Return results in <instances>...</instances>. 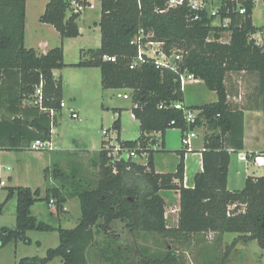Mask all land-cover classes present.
<instances>
[{"label":"trees","instance_id":"obj_1","mask_svg":"<svg viewBox=\"0 0 264 264\" xmlns=\"http://www.w3.org/2000/svg\"><path fill=\"white\" fill-rule=\"evenodd\" d=\"M100 1V47L82 50L84 59L66 64L62 45L47 53L25 46L27 0H0V150H32L33 142L51 140L52 123L57 120L51 110L56 114L61 111L64 89V80L54 75V69L99 67L104 89L131 91L132 114L139 121L140 136L122 140L120 117L112 128L123 145L147 153L142 157L146 163L123 161L114 172L107 164L103 140L97 152L99 161L94 160L100 169L97 182L86 180L75 169L68 173L54 164L52 175L61 186H47L45 196L41 197L40 188L10 187L6 201L0 202V215L16 194V227L1 229L0 247L12 240L30 243L29 230L57 231V247H50L45 256L21 257L16 264H49L56 257L62 264H187L179 249L150 254L141 245L121 246L112 228L113 222L120 220L133 233L202 239L213 232L215 245L224 234L236 233L218 264H229V250L239 243L257 240L264 249V176H248L243 189L227 188L231 150L244 149L245 111L261 109L264 104V26L253 23L257 0H220L216 14L209 10L207 0L206 7L197 10L191 8L190 0L176 6H170V0ZM70 8L71 0H50L40 21L52 24L62 38L77 37L81 12L68 15ZM217 16L218 25L214 24ZM141 30L148 35L144 42L162 43L163 51L172 58L171 66L146 57L131 67L138 55V44L132 41ZM224 32H229L228 41L223 40ZM257 32L262 37L259 44L254 36ZM105 55L116 59L107 60ZM178 55L180 59H176ZM183 73L203 80L218 96L216 101L188 106L198 110L197 122L190 127H205L203 171L195 175L191 187L184 184V149L176 151L180 160L174 171L158 172L155 166V153L161 150L156 147L161 146L166 130L178 127L183 133L189 129L182 110L160 108L161 104L184 102ZM41 81L43 103L37 105L34 94ZM242 88L246 93H241ZM240 95L241 100H234ZM49 172L46 168V177ZM162 190L180 194L175 226L167 225ZM52 198L58 212L64 210L67 199L79 200L81 216L75 227L50 225L33 215L31 208L38 200L50 202Z\"/></svg>","mask_w":264,"mask_h":264},{"label":"rangeland","instance_id":"obj_2","mask_svg":"<svg viewBox=\"0 0 264 264\" xmlns=\"http://www.w3.org/2000/svg\"><path fill=\"white\" fill-rule=\"evenodd\" d=\"M45 1L30 0L28 19L31 29L37 21L38 12L41 11ZM220 4V0H207L210 11H217ZM256 4L258 7L257 18L260 21L259 24L263 26L264 0H257ZM97 12H99L98 6L95 10L90 8L84 10L83 15H87L86 18L93 19ZM219 23L220 17L217 16L214 24L218 25ZM229 37V32L223 33V40L228 41ZM84 41L87 51L89 48H96L100 45V41L97 39L95 33L90 37H86ZM79 48H77L75 43H70L64 61L72 64L84 59L82 54H80L81 50ZM63 68L59 72V76L63 78L65 83L63 99L68 105L63 108L64 110L61 115L59 114L60 116L58 113L56 114L57 120L55 126L57 132L54 135V140L58 145H56L57 148L59 147L60 150L66 151H32L26 152L24 155L22 153L19 157L1 155L0 166L6 167L10 165L13 169L11 171L5 169L1 171V177L7 180L8 185H0V202L6 201L11 186H28L33 190L37 189L38 186H61V182L52 175L54 164H57L68 173L75 169L86 180L93 183L97 182L100 169L94 165V160L99 161L96 150L102 147V141L105 140L103 130L112 128L114 120L118 117L121 120L120 137L122 140H135L140 136L139 121L132 116L133 101L130 90L104 89L101 83L100 68L90 69L73 65H67ZM202 90L205 92L210 91L205 84H202ZM190 92L192 91L187 87L184 90V98L185 94ZM119 93H128L131 96L129 99H125L119 97ZM191 94L192 99L193 94L195 96V92L193 91ZM70 107L79 110V118L71 116ZM116 133L114 131V134ZM182 134V130L178 127L168 128L164 135V145L162 144L163 139H160L161 150L155 153V164L164 172L172 171L178 163L176 151L183 148L181 141ZM193 140L192 145L196 146L202 139L199 137L193 138ZM69 149L77 150L68 151ZM22 155L23 157H21ZM142 161L146 163V158L138 160V162ZM46 168L50 170L47 177L45 175ZM8 174H12L14 182L7 177ZM169 196H167L166 220L168 226H175L179 219L180 203L174 198L173 193L169 194ZM233 207L230 206L229 209ZM16 208L17 195L14 194L6 202L4 211L0 215V231L3 227L13 229L16 227ZM68 208V212L65 208L63 211L58 212L56 203L52 206L46 200H38L34 205L33 213L37 215L39 220L50 225H62L66 228H73L78 224L81 216L79 200L75 199L69 203ZM60 213L61 216L59 217ZM112 228L121 246L130 245L135 247L141 245L147 247L150 254H155L157 251L163 253L168 250L179 249L178 253L187 264H218V259L222 258L236 236V233H232L226 237L224 235L219 243L215 245V233L213 232L204 235L202 239L200 236L178 238L172 234L161 233H143L142 236L139 235L140 232L133 233L129 231L125 225V221L120 220L113 222ZM27 236L31 239L30 243L22 240H12L8 243L9 245L6 249H4V255L8 256L16 252L17 255L45 256L50 247H57L60 242L57 231L29 230L27 231ZM98 239L101 240L102 238L98 237ZM238 246L240 247L238 248ZM60 260V257H56L50 264H60ZM228 263L264 264V249L259 245L257 240H253L248 244L239 243L235 249L231 248L229 250Z\"/></svg>","mask_w":264,"mask_h":264},{"label":"crops","instance_id":"obj_3","mask_svg":"<svg viewBox=\"0 0 264 264\" xmlns=\"http://www.w3.org/2000/svg\"><path fill=\"white\" fill-rule=\"evenodd\" d=\"M49 1L50 0H46L44 2L43 6L41 8V11L38 12L37 21L33 24L32 29H31L30 28L31 25H30V22L28 19V10H29V5H30V0H27V4H26V28H25V46L27 48H33L38 53H47L52 48L62 45L63 49H64V57H65L67 54V50H68L70 43H75V45H77V48H79L81 46L79 48L81 51L82 50L87 51V49L85 48V45H84V42H85L84 40L86 39V37L92 36L93 33H95V35H96L97 39H99L100 45H101V27L99 25V22L101 19L102 4H101L100 0H85L87 2L85 4V5H87L86 9L90 8V9L95 10L96 7L98 6L99 12L96 13L95 18L89 19V18H86L87 15H83V11H82L80 17L77 20L78 25H79V29H80V35L77 37H68V38H62L59 31L52 24L44 23V22L40 21V17L45 12L47 3ZM70 13H71V10H69L68 15H70ZM257 17H258V7L256 4L254 12H253V23L257 27L262 26L259 24L260 21ZM48 33H50V34L48 35ZM260 36H261L260 32H257L255 34L256 38H260ZM100 45L96 48H99ZM96 48H89V49H96ZM81 51H80V54H81ZM65 63L71 64L68 62H65ZM85 68L94 69V68H99V67H85ZM62 69H64V68L54 69V75L56 77H60L59 72ZM202 84H205V83L203 80H200V79H198V81H191L188 84L187 87L189 88L190 91L195 92V96L193 94V98L191 99V96H192L191 93L192 92L185 94L184 103L187 106H195V105H199V104H203V103L213 102V101H216L218 99L217 93L215 91H209V92L203 91L202 90ZM244 89L245 88H242V90H241L242 94L246 93V90H244ZM119 97H122V96H119ZM241 98L242 97L240 95L238 97H234V100H241ZM63 101L66 104L65 107H67V105H68L67 102L64 99H63ZM63 108L58 113V115L62 114V112L64 110ZM70 108L74 109L73 107H70ZM3 110H4V108H3ZM74 111L78 112V114H79L78 109H74ZM196 112L198 113V110H196ZM58 123H59V121H58ZM198 128H199V129H197L198 134L194 139L201 137L202 140H200V143H198L196 146L192 145L193 149L191 151H187L184 148V146L182 148L185 151V179H184V184L187 187L193 186L194 180H195V175L198 172L203 171L202 150L204 148L205 127L201 126ZM56 132L57 131H56V126H55L53 133H52V138H51L53 145H54V148L52 150H49V151H53V152H55V151H66V150H60L59 147L57 148L58 145H57L56 141L54 140V135L56 134ZM155 134H157V136H161V133H155ZM162 139H163L162 144L164 145V136ZM160 148H161V146H159V148L156 147V149H160ZM100 149H97L96 152H98ZM73 150H77V149H69L68 151H73ZM32 151H40V150H31V151L30 150H21V151L0 150V158H1V155H11V156L19 157L22 153L24 155L26 152H32ZM86 151H90V150H86ZM90 152H95V151H90ZM23 155L21 157H23ZM259 155L262 156L264 159V104H263V107L261 109H256V110H249L248 109L245 111V116H244V149L240 150V151L231 150V155H230L231 159H230L229 172H228V177H227V188L229 190L243 189L246 185V181H247L248 176H254V177L264 176V164L259 165L255 162V157L259 156ZM176 157L178 159L177 162H179L180 155L178 154ZM155 166H156V164H155ZM175 168L172 171H174ZM3 169H5L7 171H11L13 168L10 165H8L6 167L0 166V181L2 180L5 182V184L1 185V186H7L8 185L7 180H5L1 177V171ZM156 170L158 172H164L162 169H160L157 166H156ZM172 171H170V172H172ZM7 177L10 178V180L12 182H14V177L12 176V174H8ZM14 187H16V186H14ZM39 187L42 188L41 189V197L45 196L47 186H45V187L38 186V188ZM171 193H173L174 198L180 203V194L177 191H174V190H162L161 191V195H163L166 198L167 203H168L167 196L170 197L169 194H171ZM75 199H77V198H69L64 203L65 209H67V212L69 211L68 204L71 203L72 201H74ZM34 205L31 208L32 213L34 211V209H33ZM33 215H35V214L33 213ZM35 216L37 217V215H35ZM60 216H61V213H60L59 217ZM230 234H232V233H226L224 235L226 237ZM139 235L143 236V233H139ZM8 245L9 244L5 245L4 247H0V264H16L17 261L21 257L25 256V255H17L16 252L13 254H9L8 256H5L3 251H4V249H6V247ZM239 247L240 246H238V248ZM136 259H138V257H136ZM60 261H61L60 264H62V259ZM104 264H108V263H104Z\"/></svg>","mask_w":264,"mask_h":264},{"label":"built area","instance_id":"obj_4","mask_svg":"<svg viewBox=\"0 0 264 264\" xmlns=\"http://www.w3.org/2000/svg\"><path fill=\"white\" fill-rule=\"evenodd\" d=\"M183 1L184 0H170L168 4L170 6H176L177 4H182ZM189 5L191 6L192 9L195 10L206 7V3L204 0H190ZM86 8L87 5H85L80 0H71V8H70L71 11L78 13L84 11ZM244 11H245L244 8H240L241 13H244ZM216 13L217 11H212V14H216ZM224 23L227 24L228 19L225 20ZM147 36L144 35V31L141 30L140 33L137 36H135V38L133 39L132 43L138 44V55L135 58L134 62L132 63L131 67H134L140 62H143L146 57L154 59L158 65L171 66L172 58L168 57L166 53L163 51L162 43L152 40L144 42L143 40ZM261 42H262V37L260 36V38H257V43L259 44ZM104 58L112 61L116 59L115 57H111L107 55H105ZM180 58H181L180 55L176 56V59H180ZM191 81H198V79L191 73L181 74L180 77L181 89L184 91ZM42 89H43V81L39 83V85L37 86L36 93L34 94L35 97L34 103L37 105H42L43 103ZM118 95L126 99L130 98V95L128 93H124V94L119 93ZM65 106H66L65 102L62 100L61 107L63 108ZM169 106L174 107L178 110H182L184 113V118L187 122V125L189 126V129L183 132L181 141L184 148L187 151H191L193 149L192 147L193 138H195L198 134L197 132L198 127L191 128L190 126L196 124L198 113L195 110L189 108L183 101H174L169 104H161L160 108H165ZM70 111H71V116L73 118H79L78 112L74 111V109L72 108H70ZM51 115L52 117L56 115V112L53 109L51 110ZM132 116L133 118H135L134 114H132ZM174 123L175 121L171 122V124ZM54 127H55V123L53 122L52 133ZM114 131L115 130L110 128L103 130V134L105 135L104 146L108 157L107 164L108 166H111L113 168L114 172H117V164L120 162L129 161V160H138V159H142V157L147 156L146 155L147 153H139L138 149H131L123 145L118 140L117 133L114 134ZM53 148L54 145L52 140H47V141L37 140L33 142V144L31 145L32 150H52ZM255 162L259 165H263L264 159L262 156L259 155L255 157ZM4 184L5 182L1 180L0 185H4ZM54 203L55 200L52 198L50 200V205L53 206Z\"/></svg>","mask_w":264,"mask_h":264}]
</instances>
